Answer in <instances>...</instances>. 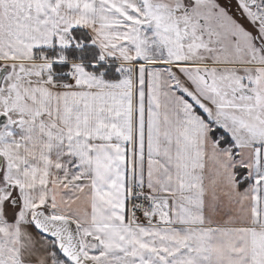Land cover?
Here are the masks:
<instances>
[{"label":"snow or ice","instance_id":"obj_1","mask_svg":"<svg viewBox=\"0 0 264 264\" xmlns=\"http://www.w3.org/2000/svg\"><path fill=\"white\" fill-rule=\"evenodd\" d=\"M0 264H264V0H0Z\"/></svg>","mask_w":264,"mask_h":264}]
</instances>
